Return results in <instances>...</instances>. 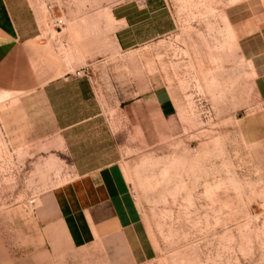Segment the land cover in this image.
Here are the masks:
<instances>
[{
  "label": "rangeland",
  "instance_id": "374dc122",
  "mask_svg": "<svg viewBox=\"0 0 264 264\" xmlns=\"http://www.w3.org/2000/svg\"><path fill=\"white\" fill-rule=\"evenodd\" d=\"M123 1L33 0L44 32L62 31L50 25L57 18L68 31L71 21L100 20L94 64L117 68L96 87L117 105L146 79L150 93L164 88L176 105L164 136L134 138L125 150L152 246L140 264H264V0H167L176 31L115 56L107 20ZM247 48L261 51L260 83ZM50 155L14 151L0 128V264H132L123 249L59 254L49 244L38 212L72 180Z\"/></svg>",
  "mask_w": 264,
  "mask_h": 264
},
{
  "label": "crops",
  "instance_id": "0c3cea01",
  "mask_svg": "<svg viewBox=\"0 0 264 264\" xmlns=\"http://www.w3.org/2000/svg\"><path fill=\"white\" fill-rule=\"evenodd\" d=\"M107 22L115 56L177 27L167 0H124L111 8ZM42 23L33 0H0L2 133L14 151L35 149L69 168L72 180L52 190L38 212L46 240L59 254L123 249L132 264H140L152 246L126 178L125 150L134 138L164 136L176 105L164 88L150 93L147 79L136 83L140 94L118 105L109 90L101 95L96 85L105 80L102 74L117 67L94 64L100 20L71 21L75 28L56 33L44 32ZM244 50L260 83L261 51ZM86 69L89 77L77 75Z\"/></svg>",
  "mask_w": 264,
  "mask_h": 264
},
{
  "label": "built area",
  "instance_id": "2783aa9c",
  "mask_svg": "<svg viewBox=\"0 0 264 264\" xmlns=\"http://www.w3.org/2000/svg\"><path fill=\"white\" fill-rule=\"evenodd\" d=\"M141 1L145 3V2H147L149 0H141ZM54 9H55V6H50L49 7V10L50 11H54ZM50 25L53 26L54 28L61 29V28H63V27L66 26V20H63L62 18H57L55 20H51L50 21ZM77 75L79 77H89L90 76V74L88 73V70L87 69L79 72ZM33 204H35V201H33L31 203V205H33Z\"/></svg>",
  "mask_w": 264,
  "mask_h": 264
}]
</instances>
